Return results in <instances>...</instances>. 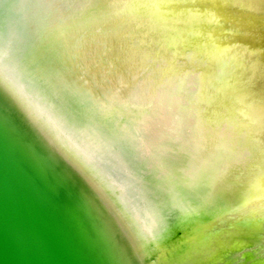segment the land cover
Here are the masks:
<instances>
[{
  "label": "water",
  "instance_id": "water-1",
  "mask_svg": "<svg viewBox=\"0 0 264 264\" xmlns=\"http://www.w3.org/2000/svg\"><path fill=\"white\" fill-rule=\"evenodd\" d=\"M31 1L0 0V34L15 44L18 56L67 121L89 136L103 139L110 150L111 142L117 135L120 136L125 127L115 123L113 115L107 112L99 97L95 102L97 105L92 99V103H89L87 91L91 88L87 82L88 89L84 85V76L80 70H76V63L72 56L65 52V45L59 36H55L58 40L56 45L53 35L57 32L53 29V35L49 36L51 28L49 31L47 27V31L39 22L33 20L35 17L45 18L48 13L39 6L34 7L32 13L24 10L25 5H31ZM109 1L100 0L98 5L107 10ZM242 3L232 2L231 5L235 7L231 10L241 16L245 23L243 26H248L250 32H260V25L264 23V0H257L255 4ZM90 5L85 11L88 22L91 13L99 9L98 5L93 8ZM145 8L146 5L142 4L136 11ZM200 8L201 6L197 10ZM97 14L101 18L99 13ZM143 21L141 16L140 19L137 16L131 21L132 24L128 22L123 29L119 28L116 32L125 31L132 41L136 38L140 40V24L144 26ZM71 22L72 27L75 26L76 20L72 19ZM158 30L157 34L145 36V43L150 48L149 52L147 49L145 52L151 60H158V56L170 57L172 61L167 69L169 74L174 70L176 58L179 56L188 55L190 57L186 58L187 60L199 65L197 58L186 54V48H178L180 36L173 28L162 23ZM202 30L203 28L196 36L201 38ZM220 31V41L225 39L229 44L227 43L220 53H212L209 59L204 57L202 71L204 75H208V83L203 84V76L199 79V74L191 75L190 79L193 78L194 82L192 84L195 90L196 86L198 89L196 97L203 101L208 87L213 86L217 91L221 82L229 79L226 93H229L227 98L231 100L228 102L230 105L237 107L243 105L242 102H247L252 104L255 111H264V49L259 47L255 50V45L251 47L246 42H241L243 39L239 33L232 34L237 36L232 38L226 28L220 27ZM255 37L259 42L264 41L260 34ZM189 40L187 38V42L192 44ZM138 45L136 52L142 50V46ZM90 47L87 41L86 49L81 50H88L89 59H96L93 50H89ZM205 48L203 42L199 50L205 52ZM77 54L81 58L79 49ZM227 61V69L233 70L228 78L225 75L222 80L218 74ZM70 65L73 68L69 67ZM197 71L200 72V69ZM95 75L97 77V74ZM99 82L102 83L101 80ZM255 85L256 88H253ZM105 90L108 96L106 86ZM232 92L235 95H232ZM111 94L117 105L121 108L126 106L124 100H119L112 91ZM234 99H241V104H237ZM103 112L106 120L100 117ZM227 112L235 111L226 106L217 107L214 118ZM120 113L129 125L134 126L136 119L133 113ZM233 116L240 118L236 113L232 114ZM243 119L247 120L244 116L241 120ZM110 123L118 134L112 131ZM229 131L232 132L231 129ZM260 134H264V128L260 130ZM135 138L137 139L136 135ZM216 141L214 134L207 138L208 143L203 146V158H199L195 165L182 159L179 161L180 165L175 162L174 169L177 170L168 173L179 184L174 188L160 181V201L150 187L149 168L138 145L133 149L129 146V157L136 161L127 167V162L121 160V175L135 190L134 213L111 193L101 190L53 139L27 116L10 94L0 89V264H222L219 260L220 254H216L214 241L216 235L213 228L217 230L222 227V222L214 226L218 221L217 215L224 221L222 228L231 243L236 232L240 240L239 248L246 249V242L253 248L252 244L257 242L258 234L264 236V223L257 220L259 210L256 204L259 197L255 194L259 190L254 191L259 189L260 181L264 177L257 181L255 172L243 180H229L225 184L219 182L220 178H217V182L205 181L204 175H213L218 170L214 169L211 157L206 154L212 148H217ZM217 143L220 145V142ZM246 146L248 145L245 144L243 148H248ZM111 153L116 156L113 151ZM172 156L167 157L172 161L174 158H181L180 155L173 156L174 158ZM248 161L247 159L244 163L248 164ZM241 167L248 168L243 165ZM190 174L198 178L194 179V183H204V199L216 209L217 213L211 215L210 219L178 190L180 188L190 192L192 188L193 191V186L185 180ZM200 176H203L204 180H201ZM222 185L223 188L220 187ZM217 186L220 187L219 191ZM159 205L160 213L156 215L155 209ZM261 209L264 213V205ZM247 214L249 222L245 220ZM251 222H254V225H249ZM224 246V249H228L226 241Z\"/></svg>",
  "mask_w": 264,
  "mask_h": 264
},
{
  "label": "bare ground",
  "instance_id": "bare-ground-1",
  "mask_svg": "<svg viewBox=\"0 0 264 264\" xmlns=\"http://www.w3.org/2000/svg\"><path fill=\"white\" fill-rule=\"evenodd\" d=\"M180 1L110 0L107 10H104L101 5H98L100 0H32L29 2L31 5L29 7L25 5L24 9L27 13H32L34 7H42L43 11L48 13L45 18H33L34 22H39L41 27L47 31L51 28L52 32L48 33L49 36L53 35V29L57 32L53 35L56 45L58 40L55 36H59L65 45V52L69 53L76 63V67H74L76 70H80L84 76V85L87 82L93 91L90 89L87 91L90 100L87 96L86 98L89 103L97 102L99 97L107 112L113 115L112 118L115 119V123L118 122L125 127L120 136L117 135L118 138L116 137L111 142L110 151L116 153L120 162L124 160L127 162V167H130L136 160L133 161L129 157L128 151L131 152L129 146L133 149L135 145H138L149 168L150 187L158 195V201H160V181L174 188L176 184H179L168 173L177 170L174 169L175 162L180 165L179 161L182 159L184 162L186 160L195 165L199 158H203V146L208 143L207 138L209 139L213 134L217 137L215 144L217 148H212L206 154L211 157L214 169L218 170L213 175L209 173L204 175L205 181L217 182V178H220L219 182L225 184L229 180H243L255 172H257L255 175L258 177L257 181L264 177V134H260V130L264 128V111L262 109L255 111L252 104L247 102H242L243 105L237 107L230 105L228 102L231 100L227 98L229 93H226L228 89L227 80L229 79L225 78L226 80L221 82L217 91L212 88L213 86L208 87L203 95V101L196 97L198 89L196 86L195 90V86L192 84L193 78L190 79L192 74H199V79L203 76V84L209 82L208 75H204L202 71L203 63H205L203 59H209L214 52L220 53L228 43L225 39L220 41L222 35L220 27L226 28L230 35L239 33L243 39L240 41L246 42L251 47L255 45V50H258L259 47L264 49V41L259 42L255 37L257 34L264 37V23L260 25L262 28L260 32L258 30L250 32L248 26H243L245 23L241 16L231 10L235 7L231 5L232 2L255 4L257 0ZM142 4L146 5L145 10L136 11L137 7ZM174 4L180 6H173ZM89 5L91 8L95 5L99 6V9L95 10L97 12L91 13L90 22L85 16V11ZM200 6L201 8L197 10ZM137 16L139 19L141 16L144 20V26L140 24V26L142 25L140 40L136 38L132 41L125 31L116 32L119 28L123 29L128 22L132 24L131 21ZM72 19L76 20L73 27ZM140 22L142 23V20ZM162 23L173 28V31L180 36L178 48L180 50L186 48V54H192L197 58L199 65L194 61L187 60L190 57L188 55L179 56L176 58L174 70L169 74L167 69L172 61L170 57L158 56V60H151L149 54L145 52L146 49L148 52L150 51L148 44L145 43V36L157 34ZM209 26H214V28H208ZM201 28L203 30L200 38L196 36V33L201 32ZM248 31L250 33L247 34ZM233 35L232 38L237 37ZM187 38L193 45L187 42ZM138 40L139 42H137ZM87 41L92 47L89 50H93L96 59L92 57L89 59L88 50L84 51L85 54L82 52L81 49H86ZM203 42L206 45L205 52L199 50ZM136 44L142 46L141 51H135ZM78 49L81 58L77 54ZM228 63L227 61L220 68L221 72L218 75L222 80L225 75L228 78L233 70L232 68L227 69ZM69 67L73 68L72 65ZM197 69H200V72ZM94 73L97 74V77ZM98 79L101 80V84ZM105 86L109 92L108 96L105 92ZM86 88L88 89L87 85ZM253 88H256V85ZM111 91L117 95L119 100H124L128 108L126 106L121 108L117 105V102L112 98ZM232 95L235 94L232 92ZM234 100L237 104H241V99ZM95 105L97 104L95 103ZM92 106L95 107L94 104ZM225 106L235 112H227L214 118L217 107ZM244 108H251L252 110L246 111ZM94 110L96 111V107ZM120 111H123L124 114L133 113L136 119L134 126L129 125ZM220 112L222 111H218V113ZM235 113L238 114L239 119L232 117V114L235 115ZM243 116L247 120H241ZM100 117L106 120L105 112ZM110 128L114 133L117 132L112 123H110ZM224 128L225 132H223ZM230 129L232 132L229 131ZM217 142H220V145ZM241 144L242 147H240ZM245 144L248 145L246 146L248 147L247 150L243 148ZM168 155H180L181 158L176 160L172 156L173 162L167 157ZM247 159L249 163L245 164L244 161ZM241 165L248 168H242ZM191 174L187 175L185 180L193 186V191L192 188H189L190 192L180 188L178 190L210 219L211 215L217 213L216 209L204 199L206 197L204 183H194V179L198 178ZM202 177L200 176V179L204 180ZM152 180L154 182H151ZM154 184L158 186H152ZM256 186L258 187V183ZM220 187L223 188L224 185ZM220 187L217 186L216 189L219 191ZM252 188L254 190V187ZM256 190H259L255 194L256 197H259L256 204L259 210L257 220L264 223V213L261 209L264 205V179L260 181L259 189L254 191ZM156 209L155 214L159 215L160 205ZM192 211L194 212L193 209ZM210 211L213 213L211 214ZM261 213L263 219L260 218ZM248 216L249 214L245 218L246 222H249ZM199 218L204 220L201 216ZM217 220L214 226L220 225L222 222V227H224V221L218 215ZM249 225H254V222L249 223ZM211 227L213 228V225ZM222 227L220 226L217 230L213 228L216 235L214 238L217 247L216 254H220L219 260L222 264H264V236L258 234L257 242L252 244L253 248L246 242V249H241V247L239 248V235L235 232L238 236L234 234L235 239L233 238V243H231L230 238L225 237ZM261 237L263 238L261 239ZM224 241L228 243V249H224Z\"/></svg>",
  "mask_w": 264,
  "mask_h": 264
},
{
  "label": "clouds",
  "instance_id": "clouds-1",
  "mask_svg": "<svg viewBox=\"0 0 264 264\" xmlns=\"http://www.w3.org/2000/svg\"><path fill=\"white\" fill-rule=\"evenodd\" d=\"M0 89L6 90L27 116L45 131L101 189L135 213V190L121 175V162L98 136L70 124L17 54L15 44L0 34ZM138 215V214H137Z\"/></svg>",
  "mask_w": 264,
  "mask_h": 264
}]
</instances>
